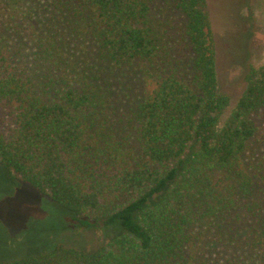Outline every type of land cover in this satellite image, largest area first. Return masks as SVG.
I'll return each instance as SVG.
<instances>
[{
  "label": "trees",
  "instance_id": "1",
  "mask_svg": "<svg viewBox=\"0 0 264 264\" xmlns=\"http://www.w3.org/2000/svg\"><path fill=\"white\" fill-rule=\"evenodd\" d=\"M228 104L207 0H0V166L109 232L0 264H264V65Z\"/></svg>",
  "mask_w": 264,
  "mask_h": 264
},
{
  "label": "rangeland",
  "instance_id": "2",
  "mask_svg": "<svg viewBox=\"0 0 264 264\" xmlns=\"http://www.w3.org/2000/svg\"><path fill=\"white\" fill-rule=\"evenodd\" d=\"M207 9L217 40L220 90L229 96L220 117L223 123L244 88L245 66L264 65V0H207ZM20 43L26 59L27 42ZM6 122L8 110L0 106V126ZM56 207L27 184L10 180L0 166V259L12 261L41 253L46 248V231L85 251L105 243L109 232L78 227L69 214H63L62 221L70 230L60 224Z\"/></svg>",
  "mask_w": 264,
  "mask_h": 264
}]
</instances>
